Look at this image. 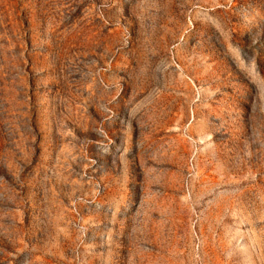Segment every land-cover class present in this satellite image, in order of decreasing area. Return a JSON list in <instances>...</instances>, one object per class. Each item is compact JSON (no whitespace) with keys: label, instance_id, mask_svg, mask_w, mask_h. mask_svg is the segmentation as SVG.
<instances>
[{"label":"rangeland","instance_id":"1","mask_svg":"<svg viewBox=\"0 0 264 264\" xmlns=\"http://www.w3.org/2000/svg\"><path fill=\"white\" fill-rule=\"evenodd\" d=\"M0 264H264V0H0Z\"/></svg>","mask_w":264,"mask_h":264}]
</instances>
